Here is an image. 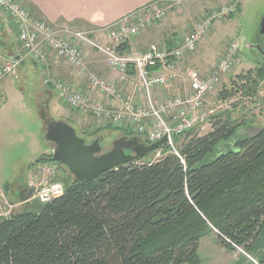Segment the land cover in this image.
<instances>
[{"label": "trees", "instance_id": "obj_1", "mask_svg": "<svg viewBox=\"0 0 264 264\" xmlns=\"http://www.w3.org/2000/svg\"><path fill=\"white\" fill-rule=\"evenodd\" d=\"M257 64L245 77L253 93L264 82V60ZM233 125L191 139L180 157L71 178L60 198L0 223V264H200L198 243L210 233L264 264V126L230 143Z\"/></svg>", "mask_w": 264, "mask_h": 264}, {"label": "built area", "instance_id": "obj_2", "mask_svg": "<svg viewBox=\"0 0 264 264\" xmlns=\"http://www.w3.org/2000/svg\"><path fill=\"white\" fill-rule=\"evenodd\" d=\"M189 1L156 0L96 30L53 26L34 18L18 0H0V10L11 19L24 59L29 58L40 66H47L51 54L56 60H63L72 70L83 75L91 88L113 102L108 107L98 100H91L84 91L73 90L58 79L47 78L45 85L55 90L63 105L82 116L91 115L114 127L120 125L117 127L134 132L148 144L166 138V152L178 157L175 139L192 129L197 130L214 115L212 110H206L207 97L234 65L237 44L230 43L218 58L216 68L206 75L192 69L180 73L182 62L196 51L215 21L237 13V5H222L205 12L200 22L182 37L176 47L161 42L150 43L144 50H139L131 47L130 42L161 22L168 12ZM196 1L204 5L212 0ZM83 47L101 54L115 79H105L92 72L84 60ZM20 62H0V86L19 67ZM173 82H180L179 92L156 103L152 92L157 88H167ZM161 152L163 149L153 153L160 157ZM59 169L60 166L52 162L35 167L34 173L27 180L33 201L44 205L64 195L66 187L58 179ZM8 209L0 214V218L6 220L10 217L13 207L8 205Z\"/></svg>", "mask_w": 264, "mask_h": 264}, {"label": "rangeland", "instance_id": "obj_3", "mask_svg": "<svg viewBox=\"0 0 264 264\" xmlns=\"http://www.w3.org/2000/svg\"><path fill=\"white\" fill-rule=\"evenodd\" d=\"M239 1L241 3L240 13H236L237 16L231 19L225 17V19L222 18L224 20L215 21L203 40L198 44L196 51L190 54L193 56L191 61L199 57V64L197 62L194 65H187V69L197 70L200 74H208L216 68L218 58L225 52L229 44L232 42L237 44L234 65L207 97L206 110H212L214 115L204 125L195 130L193 136L180 138V142L176 144V147L182 149L191 139L208 134L226 120L233 122V126L237 128L236 134L227 141L230 143L234 139L253 135L259 127L264 126V82L259 83V86L253 89V93L250 88L251 84L245 79L250 72L254 73L258 65L257 54L259 53L251 50L249 45L257 39L258 26L264 16V0ZM20 4L24 6L23 3L20 2ZM25 7L28 10L31 9ZM2 12L5 13L3 10ZM8 18L10 19L9 16ZM199 22V20H196L193 24H190L188 32ZM10 23L12 26L11 19ZM11 31L17 37L13 26ZM258 41L259 46L264 51V35ZM185 70L182 71V74L185 73ZM45 77L46 72L42 71V67L33 63L29 58L25 60L23 66L20 65L7 76V80H9L7 92L0 101V195L2 191L6 192L5 184L10 183L11 186L13 182L14 184L19 182L15 179H18L20 174L27 172V165L29 161L34 159L37 149L43 146L49 150L50 146L47 156L50 155L53 145L47 143L44 139L46 127L50 121L65 122L76 131L79 137L85 136L86 140L87 137H91V139L101 137L103 151L111 149L113 141L124 135L121 130L118 131L119 128H116L120 125L114 127L111 124L94 119L90 115L82 116L80 118L82 122L80 123L79 118H74L69 114L66 106L61 104L58 99H53L51 94L45 92L43 83ZM180 85V82H173L167 87L168 89H155L153 95H156V98L160 101L163 99L164 93L167 96L178 93ZM221 92L231 93L228 94L229 98L223 99L219 96ZM230 143L222 145L219 151L223 153L232 147ZM166 154L168 152L163 151L160 157H156V153H151L146 159L136 161V164L154 163ZM48 162L44 161L43 164ZM59 170L60 176L58 179L67 187V180L71 181L73 177L67 174L62 166ZM12 189L14 190L13 187ZM13 193L16 194L14 191ZM0 198L2 200V196ZM1 200L0 203L3 208L0 206V214L9 210L8 204ZM30 206L34 210L39 208L36 202ZM30 206L27 209L31 208ZM22 211L18 208L16 210L12 209L8 219ZM2 221H5L4 218H0V223ZM197 253L200 264L257 263L251 255H246V259H244L245 253L240 248H237L236 251H227L225 248L220 247L215 240L214 233H210L199 240Z\"/></svg>", "mask_w": 264, "mask_h": 264}, {"label": "crops", "instance_id": "obj_4", "mask_svg": "<svg viewBox=\"0 0 264 264\" xmlns=\"http://www.w3.org/2000/svg\"><path fill=\"white\" fill-rule=\"evenodd\" d=\"M18 1L23 3L24 7L27 6L31 8L28 11L34 18L42 19L53 26H76L81 30H96L103 29L130 15L146 4H149L156 0ZM229 4H236L237 14L240 13L241 3L239 0H212L204 5L197 2L196 0H190L182 7L168 12L166 17L161 22L153 25L145 32L134 37L130 42V46L139 50H144L150 43L165 42L169 47H176L180 44L182 37L187 34L190 24H193V22L196 20H200L204 13L208 10L217 9L222 5ZM237 14L234 17H236ZM11 30L12 26L10 23V19L5 13L0 10V62L3 60H20L22 62L20 65L23 66L25 63V59L23 58L22 51L16 39V36ZM3 33L5 34V36ZM98 37H101L100 34H98ZM83 56L86 64L88 65V68L96 75L104 77L106 79H115V75L109 72L106 68L104 57L101 54H98L87 47H83ZM192 57L193 56L189 55L184 58L181 69L179 70L180 73L187 69V65H194L197 62L199 64V57H196L197 59L191 61V59H193ZM42 71L44 73L46 72L45 78H56L70 85L73 90L84 91L91 100H98L108 107L113 104V102L110 101L107 97L100 95L95 89L91 88L87 84V81L83 75L72 70L69 65L63 60H56L51 54L49 55L48 65L46 67H42ZM8 84L9 80H7L6 78L1 85L0 101H2L5 92H7ZM45 92L51 94L53 99H58L56 97V93L50 86H45ZM124 92L127 93V90H124ZM152 97L156 103L162 101H159L156 98V95H152ZM164 97H167V94L164 93ZM144 99L145 96L142 98V102H144ZM68 111L71 116H73L74 118H79L80 121V118L82 117L81 115L72 112L69 108ZM81 122L82 120L80 121V123ZM42 147L35 151L36 153L34 154V159L29 161L27 165V172H25V174L21 172L22 174H20V179L14 178L15 181L19 180V182L15 184L13 182L11 186L10 183L5 184L6 192L2 191L3 194L1 193L0 195L2 196V200L1 198L0 200L4 201L9 206H12L15 210L17 208L23 210L22 212L34 210V208L30 206L34 203V201L32 200L31 195L28 194L30 188L27 186V180L34 173L35 167L40 164L35 163V161L39 160V158L45 160V156L49 154L50 146L49 150ZM12 187L14 188V190L12 189ZM13 191L16 192L17 195L14 194ZM0 206L1 208H3L1 203ZM29 206L31 208L27 209Z\"/></svg>", "mask_w": 264, "mask_h": 264}, {"label": "water", "instance_id": "obj_5", "mask_svg": "<svg viewBox=\"0 0 264 264\" xmlns=\"http://www.w3.org/2000/svg\"><path fill=\"white\" fill-rule=\"evenodd\" d=\"M262 35L264 17L260 20L257 39L253 46L258 53L261 52L258 39ZM44 139L54 146L47 160L64 167L75 182L94 180L110 170L141 160L167 144L166 138L148 145L138 136H121L113 141L111 149L103 151L101 137L86 143L85 138L79 137L72 127L61 121L48 123ZM28 194L32 195L31 189Z\"/></svg>", "mask_w": 264, "mask_h": 264}, {"label": "flooded vegetation", "instance_id": "obj_6", "mask_svg": "<svg viewBox=\"0 0 264 264\" xmlns=\"http://www.w3.org/2000/svg\"><path fill=\"white\" fill-rule=\"evenodd\" d=\"M262 19V18H261ZM259 27V26H258ZM250 49L251 50H253V51H256V52H258L255 48H253V46H254V42H252L250 45ZM260 47V46H259ZM260 49V53L259 54H257V56H258V58H257V62L258 61H261V60H264V57H262V54H264V51L262 50V48L260 47L259 48ZM84 138H85V136H83ZM96 139V138H95ZM94 138L93 139H91V137H87V141H86V143H90L91 141H93V140H95ZM54 147V146H53Z\"/></svg>", "mask_w": 264, "mask_h": 264}, {"label": "bare ground", "instance_id": "obj_7", "mask_svg": "<svg viewBox=\"0 0 264 264\" xmlns=\"http://www.w3.org/2000/svg\"><path fill=\"white\" fill-rule=\"evenodd\" d=\"M207 121H208V120H207ZM207 121H206V122H207ZM206 122H205V123H206ZM205 123H204V124H205ZM123 166H124V165H123Z\"/></svg>", "mask_w": 264, "mask_h": 264}]
</instances>
